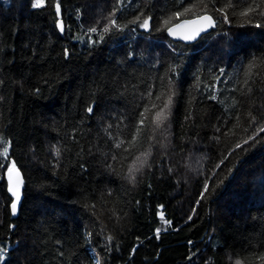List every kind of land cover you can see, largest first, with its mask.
<instances>
[{
  "label": "trees",
  "instance_id": "trees-1",
  "mask_svg": "<svg viewBox=\"0 0 264 264\" xmlns=\"http://www.w3.org/2000/svg\"><path fill=\"white\" fill-rule=\"evenodd\" d=\"M33 1L0 0V264H264V0ZM185 7L217 28L171 40Z\"/></svg>",
  "mask_w": 264,
  "mask_h": 264
},
{
  "label": "snow or ice",
  "instance_id": "snow-or-ice-1",
  "mask_svg": "<svg viewBox=\"0 0 264 264\" xmlns=\"http://www.w3.org/2000/svg\"><path fill=\"white\" fill-rule=\"evenodd\" d=\"M118 2L119 3H124V0H118ZM180 2H181V4H183L184 0H180ZM43 5H44V0H35V3H34L33 6L38 8V7H42ZM204 7H205V9H207L206 5ZM253 10L254 9L250 8L248 11L242 12L241 15L245 16V17H248L250 15V12L253 11ZM55 11H56V13L58 15L61 12V5L58 2V0L55 3ZM190 11H191L190 8L185 7L183 12L176 11V12L173 13L172 17H170L169 19H165L163 21V25L165 27H167V30H168L169 34H175V29L173 27H168V25L170 24V20L175 18V17H179L181 15H185V14L189 13ZM217 11L223 12L224 10L223 9H217ZM111 16H112V18H110V20H109V25L111 27H113V28H116L117 30H122V26L120 24H118L117 19L114 18L115 17V11L111 14ZM151 19H152L151 17H147V18H145V19H143L141 21L140 17H136V19L133 20L132 22L133 23H139V27H141V28H143L145 30H149L150 29V20ZM224 19H225V22L228 21L227 15H225ZM189 22L193 23V24H199V26L186 35L187 39H195V37L197 35H199L200 32L206 30L205 25L207 27H215V21H214L212 15L207 14V11H205V14L200 15L198 17V20L186 21V23H189ZM200 22H203V23H200ZM58 26L60 27L61 31H63V25L60 24ZM255 26L257 28L264 27V25L259 24V23H257ZM88 31H89V33H96L97 32V28L96 27H92ZM107 32H109V26H104L103 27V33H107ZM101 39H103L102 35H101ZM94 42L95 41H93V43ZM66 54H67V52H66ZM169 71L172 72L173 75H175V73H176V69L175 68H170ZM171 85H172V80L169 79L168 87H167V92H168L167 99L164 102L163 107H161L160 110L157 111L155 113V116H154V122H155L157 127H159L163 123V121L166 120L167 117H168V110L170 109V106L172 104ZM163 94L164 93H161V95H163ZM147 95L151 98L152 95H153L152 91L149 90ZM161 95H157L155 97V99L156 100H160ZM215 98H216L215 96H212V99H215ZM88 111L92 112L93 109L91 107H89ZM147 111H149V109L145 108L144 112L146 113ZM144 123H145V117H144V114L142 113L141 114V119L139 121V124H140L141 127H143ZM261 131H264V128H262ZM133 139L135 140V137ZM120 143H123V141H121ZM120 143H118L116 146L120 147ZM245 143H247V141H245ZM53 152H54V155L56 157H59L61 155V149L59 147H54ZM2 155H3L4 158L10 159V157H9V147L5 146L3 148ZM135 160H136V162L128 170V179L132 183H135V181H136V173L139 172L144 167V165L147 163L146 159H141V157H139V156H137L135 158ZM7 173H8L9 180L11 181V187H9L8 190L12 194V196L15 197V200L11 204L12 214L15 215L16 211H17V205H18L19 200H20L19 188H20V186L23 183L22 178L20 176V171L17 168V165H16L15 161H11L10 166L7 168ZM13 177H15V179H13ZM207 191H208V189L206 187L205 188V192H207ZM159 215H160V219L162 221H164L165 225H169L171 223L170 221H168L165 218L163 212H160ZM160 231H161L160 229L156 230V235L157 236H159ZM109 239H111V238H109ZM5 255H6L5 251L0 249V260H3ZM237 264H239V261H237Z\"/></svg>",
  "mask_w": 264,
  "mask_h": 264
},
{
  "label": "water",
  "instance_id": "water-1",
  "mask_svg": "<svg viewBox=\"0 0 264 264\" xmlns=\"http://www.w3.org/2000/svg\"><path fill=\"white\" fill-rule=\"evenodd\" d=\"M213 19L215 21V27H207L205 25L206 30L200 32L199 35H197L195 37V39H187L186 38V35L189 32H191L194 29H196L199 26V24H193V23H190V22L189 23H186V21H195V20H198V17L192 18V19H184V20L178 22L177 24L171 26V27H173L175 29V34H169V32L167 31V35L173 41L182 42V43H185V44H193V43L197 42L202 36L210 33L212 30H214V29L217 28V21H216V19L214 17H213ZM200 23H203V22H200ZM149 30H146V31L148 32ZM20 176L22 178V181L24 182V177H23V175H22L21 172H20ZM6 178H7L9 187H11V181L9 180L8 173L7 172H6ZM13 179H15V177H13ZM19 194H20V200H19V203L17 205L16 214L15 215L12 214V217L13 218H16L19 215V212H20V206H21V203H22V185L19 188ZM12 198H13V201H14L15 200V197L12 196ZM11 213H12V210H11Z\"/></svg>",
  "mask_w": 264,
  "mask_h": 264
},
{
  "label": "rangeland",
  "instance_id": "rangeland-1",
  "mask_svg": "<svg viewBox=\"0 0 264 264\" xmlns=\"http://www.w3.org/2000/svg\"><path fill=\"white\" fill-rule=\"evenodd\" d=\"M34 3H35V0L33 1V5H34ZM45 4H46V0H44V5H45ZM44 5H43V6H44ZM43 6H42V7H43ZM33 7H34V6H33ZM35 8H37V7H35ZM38 8H40V7H38Z\"/></svg>",
  "mask_w": 264,
  "mask_h": 264
}]
</instances>
